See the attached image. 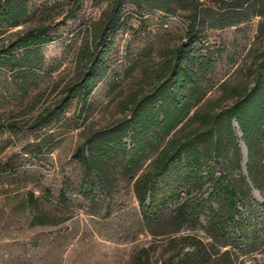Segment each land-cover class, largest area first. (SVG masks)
Returning <instances> with one entry per match:
<instances>
[{"label":"rangeland","instance_id":"374dc122","mask_svg":"<svg viewBox=\"0 0 264 264\" xmlns=\"http://www.w3.org/2000/svg\"><path fill=\"white\" fill-rule=\"evenodd\" d=\"M259 1L188 0L185 4L171 0L174 14H168L162 10L166 7L162 1L138 7L127 0L123 27L113 38L104 59V78L88 105L84 107L77 95L52 119L87 66L78 62L79 52L91 38L93 27L110 11V2L84 0L69 16L71 0H28L29 14L21 26L1 38L7 41L11 33L41 28L52 41L38 53L24 56L21 69L14 64L0 67V264H133V257L151 246L155 239L142 218L134 183L123 175L121 166L109 163L108 187L84 186V171L73 157L97 132L130 119L131 102L150 95L165 78L173 52L189 42L195 4L202 14H225L235 7H251L254 13ZM203 17L198 27L204 39L202 55L211 57L214 69L202 80L207 94L199 106L206 112H219L234 102L241 89L253 87L264 53L263 19L252 14L246 22L233 21L213 29L211 17L216 16ZM18 54L23 57V51ZM196 126L188 125L185 132ZM234 126L242 171L230 167V172L240 180L241 174L248 176V152L242 133ZM126 143L130 146L131 139ZM156 147L148 152L151 160L160 143ZM262 152L264 159V140ZM201 193L209 195V184L192 194L184 192L182 197ZM31 194L37 200L33 204ZM252 197L257 204L254 212L262 214L264 198L256 190ZM174 207L171 204L168 212ZM34 218L45 225L34 226ZM209 218L204 215L198 227L185 228L177 237L193 235L211 243L206 232ZM252 232L254 241L229 248L234 264H264V224ZM167 245H157V252H151L153 262L173 252L174 246Z\"/></svg>","mask_w":264,"mask_h":264},{"label":"trees","instance_id":"16d2710c","mask_svg":"<svg viewBox=\"0 0 264 264\" xmlns=\"http://www.w3.org/2000/svg\"><path fill=\"white\" fill-rule=\"evenodd\" d=\"M71 1L69 16L77 12L84 0ZM99 1H109L110 11L93 27L91 38L81 48L78 62L87 66L73 88H69V95L51 114L52 119L66 110L77 95L82 98L84 107L87 106L95 87L104 78V59L113 46L116 32L123 27L122 10L127 0ZM160 1L166 6L162 8L164 12L174 14L169 5L171 0H130L138 7ZM175 1L188 3V0ZM258 4L259 10L254 13L251 7H235L237 9L225 14L212 11L202 14L195 4L189 42L173 52L165 78L150 95L131 102L130 119L108 131L97 132L73 157L84 171V186L89 183L108 187L111 162L118 163L123 175L134 183L142 218L155 240L133 257V264H234L229 248L254 241L252 230L264 224V204L262 214L255 213L257 204L252 197L256 190L264 198V53L253 87L237 92L231 105L219 112H206L199 106L207 94L202 80L214 69L211 57L202 55L204 39L198 31L199 20L213 14L216 17H211L212 28L219 29L233 21L246 22L253 14L261 17L264 25V1L254 6ZM28 14V0H0V67L14 64L21 69L25 65L24 56L38 53L43 45L52 41L41 28L11 33L7 41L1 38L21 26ZM229 18L232 21H227ZM20 51L23 57L18 54ZM190 124L197 126L185 132ZM234 124L242 133L248 152V176L241 174L240 180L230 172V167L242 171ZM128 138L130 146L126 143ZM158 143L160 147L151 160L148 152L151 147L157 148ZM149 160L150 164L144 169ZM205 184L210 186L207 197L203 193L182 197L184 192L192 194ZM30 196L32 204L37 202L33 194ZM221 202L222 207L216 209L215 205ZM171 204L175 207L169 213ZM206 214L210 216L206 232L211 243L193 235L177 237L185 228L198 227ZM32 224L45 225L38 218H34ZM161 236L167 239L161 241L158 239ZM161 244L174 246V250L163 261L153 262L151 252Z\"/></svg>","mask_w":264,"mask_h":264}]
</instances>
